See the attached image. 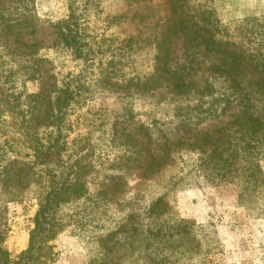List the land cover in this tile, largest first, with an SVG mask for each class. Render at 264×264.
I'll list each match as a JSON object with an SVG mask.
<instances>
[{"label": "rangeland", "instance_id": "rangeland-1", "mask_svg": "<svg viewBox=\"0 0 264 264\" xmlns=\"http://www.w3.org/2000/svg\"><path fill=\"white\" fill-rule=\"evenodd\" d=\"M26 13L16 32L34 55L16 61L0 45V171L8 167L18 181L0 185V232L12 259L29 247L41 198L68 177L42 263L264 264V144L219 173L212 153L202 166L198 150L237 112L228 98L264 111V91L248 88L264 82V0H31ZM67 20L77 22L79 56L64 46ZM173 22L204 26L217 45L172 38L168 67L184 77L188 95L164 81L150 91L124 83L125 74L155 72L158 23L163 32ZM127 39L131 63L108 82L100 69L119 61L112 57ZM220 58L241 66L245 85L231 97L213 71ZM69 81H78L80 98L58 131L52 104ZM210 98L225 100L224 111L186 108Z\"/></svg>", "mask_w": 264, "mask_h": 264}, {"label": "trees", "instance_id": "trees-1", "mask_svg": "<svg viewBox=\"0 0 264 264\" xmlns=\"http://www.w3.org/2000/svg\"><path fill=\"white\" fill-rule=\"evenodd\" d=\"M30 3L31 0H0V45L11 54L10 57L14 60H16L14 55H34V51L31 50L34 46L32 44H26L25 42L20 43L22 36L16 32V30L21 31L20 28L23 25L21 19L27 15L26 12L29 9ZM146 20L148 21L149 18H146ZM212 21L214 22V20ZM72 26H74L73 29L71 28ZM76 27L77 22L74 20H67L60 23L61 37L64 46L67 47L69 51L79 56L82 53L84 44ZM157 32L154 39L159 37L160 40H158L157 43L158 54L155 72L150 77H139L135 79L126 78L127 75L125 74L122 81L124 83H137L140 89L147 91H150V89L152 90L154 87H159L158 85H160L161 81H164L163 83H168L167 87L176 95H188L189 84L186 83L183 76H178L175 71L170 70L168 67L171 56L170 46L172 38L179 33H184V36L186 35L188 38V42H192L194 45L206 46V50L209 48L214 49L217 46L216 42L214 40L211 41L212 35L207 28L198 26L197 24L189 28L183 22H173V24H167V27L162 32L160 24L158 23ZM222 44L223 43H221V46ZM132 45L130 39L124 40L121 43V48L117 50L118 53L114 54L112 57L120 58L119 61H116L120 64L119 67H115L116 62L113 63L112 61L105 69H100L101 75L104 74L109 78L107 79L108 82H110L111 79L117 78L118 71L125 70L127 68L126 65L131 63L130 51L133 50ZM225 45L228 49L235 46V43H226ZM225 50L226 49H224V52ZM234 50L235 48L231 49V53ZM215 51L220 54V50ZM226 57L230 58L228 55H226ZM217 62L220 65L215 66L213 71L228 82V89H232L230 97L234 93H240L245 84L238 79L242 74L238 59L233 58L232 61H227L225 58L222 60L220 58ZM20 65V69H24L25 66L22 64ZM255 85L256 84L248 86V88L253 90L257 87L259 90L264 91V82ZM80 93L78 81L66 82L62 87L56 90V97L52 104L51 127H56L58 131L63 129L65 125V112L67 108L73 104L75 99L80 98ZM244 96L246 97L247 95L245 94ZM224 101L225 100H218L215 98H210V100L200 99L193 105H187L186 108L194 113H207L220 109L224 111L225 106L224 108L221 106ZM248 101L249 100L246 99L240 101L237 97H234V102H231L230 98L225 101L227 102V107L237 102V112L231 114L230 120L226 119L220 123L223 126V133L220 136L215 139V135L209 136L206 133L202 137V140H200L198 150L202 156L200 158V164L202 166L204 161L203 157L210 151L212 153L211 159L214 161L212 167L215 171L218 173L223 170L227 171L235 166V164L239 162V159H242L244 154L247 153L246 155H248L251 150L254 151L258 145L264 144V111L261 110L257 112L255 109L254 111H248L249 108H253L254 106L249 104ZM246 102L247 104H245ZM261 153L262 151L260 150L257 152V155ZM8 170L7 167L0 171V185L2 187H7L8 184L12 183V185L16 187L18 181L16 177L13 176L12 172ZM204 172H206L205 169ZM72 181V179L66 177L64 181L54 182V185L51 186L47 195L41 198L39 209L34 218L35 229L31 234L29 247L20 255L17 261L12 259L10 253L4 247L5 234L4 232H0V264H45L41 262V254L43 251L42 244H44L43 240L48 237L53 230L55 214L58 208L67 201L66 195L71 188L69 183H72Z\"/></svg>", "mask_w": 264, "mask_h": 264}]
</instances>
